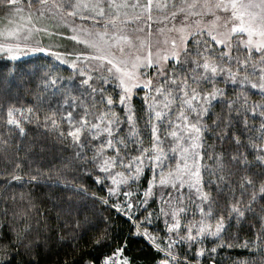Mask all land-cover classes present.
Masks as SVG:
<instances>
[{
    "label": "snow or ice",
    "instance_id": "obj_1",
    "mask_svg": "<svg viewBox=\"0 0 264 264\" xmlns=\"http://www.w3.org/2000/svg\"><path fill=\"white\" fill-rule=\"evenodd\" d=\"M25 76L39 80L34 105L0 106V241L11 236L0 244V264L22 254L38 264L30 257L39 237L29 236L39 232L44 202L33 193L60 183L39 168L24 172L8 155L12 133L23 138L33 121L69 142L63 168L105 195L84 183L64 188L127 218L157 264H200L206 254L217 264L218 248L236 246L223 239L226 221L246 213L260 228L234 264H264V0H0V85L10 89ZM81 227L63 222L73 252L86 235ZM127 247L125 240L102 258L80 255L79 264H133ZM64 264H78L76 256Z\"/></svg>",
    "mask_w": 264,
    "mask_h": 264
},
{
    "label": "trees",
    "instance_id": "obj_2",
    "mask_svg": "<svg viewBox=\"0 0 264 264\" xmlns=\"http://www.w3.org/2000/svg\"><path fill=\"white\" fill-rule=\"evenodd\" d=\"M25 60L30 58L25 57ZM29 67L34 64L30 61ZM58 71L61 75L68 76L70 74L66 67H59ZM39 80L33 77L25 76L19 78L16 83L10 88L6 89L4 85H0V106L6 109L9 105H15L20 108H26L29 105H34L35 94L40 91L38 87ZM258 97L254 96L253 99ZM134 104L137 107V112L140 117L143 113L140 112L141 100L134 99ZM55 106V105H53ZM48 109L47 102L42 106L41 117ZM219 111V106H217ZM6 118V113L0 111V132L5 131L3 119ZM26 135L21 138L19 133L14 131L12 133V148L9 150V157L13 160L19 159L24 163V172L30 169L39 168L45 173V176H51L52 181L59 180L60 183H46L38 186L33 193L37 202L43 201L41 204L42 214L40 215L39 232L34 231L29 239L39 240V246L33 249V257L38 261V264H64L65 259L71 260L75 255L79 264V257L83 255L85 259L92 257H103L104 254L109 253L115 247L119 246L125 240L128 241V247L125 255H127L133 264H157L158 254L155 249L150 247L149 243L141 238H134L130 234L131 225L127 218L122 214H117L115 211L108 208L99 202H94L90 196H85L80 193H74L64 188V183L71 181L74 183H84L89 192H96L98 195H105L91 179L80 180L71 171L63 168V164L67 163L66 158L72 155V150L68 147L67 140L60 141L54 133L47 132L42 125H37L35 121L32 123H25ZM140 127L143 129L145 136V143L149 140V135L144 129L143 119H140ZM213 137H209V143L213 141ZM19 145V155H16L15 148ZM220 150L219 148L217 149ZM249 159H252L251 153ZM5 163L0 156V171L5 169ZM7 170L11 171V165L7 166ZM258 168L252 171H258ZM31 187V186H28ZM214 189V186H213ZM21 189L17 188L19 192ZM213 195H216L213 190ZM247 199V197L245 198ZM222 203L226 204V197H221ZM61 207H56L55 205ZM258 210V209H257ZM47 214L44 215L43 213ZM220 213H218L219 215ZM227 215L226 212L223 213ZM59 217V218H58ZM110 218L108 223H105V218ZM65 220L81 221V233L86 231L83 239L79 240L80 248L73 252L69 244L72 241L69 239V234L63 228ZM46 221V224H45ZM87 221V223H84ZM161 229V225H158ZM260 228V222L256 220L251 213H246V219H242L239 223L235 219L226 221V228L223 233V239L236 246L232 248L222 247L217 249L215 259L217 264H234L238 259H244L248 256L249 250L240 247L244 241L255 239L257 230ZM107 230V237L104 244L97 247L93 243L94 238H99L104 231ZM163 235V231L159 233ZM45 235L50 237L45 243ZM64 236L67 243L60 241L59 237ZM11 239L10 234L5 240L0 241V244L7 243ZM27 242V241H26ZM107 246H104V245ZM204 246L211 248L214 246L213 239H207ZM183 255V249H180ZM92 255L89 256L88 253ZM72 253V255H69ZM162 255V254H160ZM192 254H189L191 259ZM13 264H27V260L23 254L15 257ZM200 264H209L207 254Z\"/></svg>",
    "mask_w": 264,
    "mask_h": 264
},
{
    "label": "rangeland",
    "instance_id": "obj_3",
    "mask_svg": "<svg viewBox=\"0 0 264 264\" xmlns=\"http://www.w3.org/2000/svg\"><path fill=\"white\" fill-rule=\"evenodd\" d=\"M140 99V97L139 96H137V97H134V99ZM141 100V99H140ZM134 102V101H133ZM146 131L148 132V130L146 129ZM141 186L143 187V186H146L145 184H144V182H143V180L141 181ZM152 207L153 208H155V204L153 203V205H152ZM160 225H161V229H163V224L162 223H160ZM209 239H212V238H209Z\"/></svg>",
    "mask_w": 264,
    "mask_h": 264
}]
</instances>
